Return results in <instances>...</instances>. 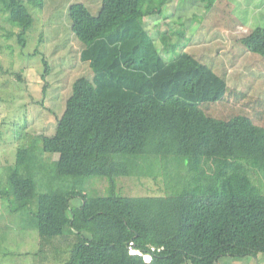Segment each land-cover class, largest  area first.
Here are the masks:
<instances>
[{"label":"trees","instance_id":"obj_1","mask_svg":"<svg viewBox=\"0 0 264 264\" xmlns=\"http://www.w3.org/2000/svg\"><path fill=\"white\" fill-rule=\"evenodd\" d=\"M170 1L103 0L98 15L81 2L67 7L83 44L79 58L94 76L74 81L52 135L22 127L0 187L11 212L36 206L32 226L42 248L67 228L75 232L61 264H220L264 255V97L229 87L191 54L164 57L174 47L172 19L154 32L145 20L163 15ZM199 1L207 8L216 0ZM30 3L42 9L41 0H0L12 28L6 37L22 47L36 21ZM237 41L264 56L263 27ZM151 160L160 174L143 170ZM171 161H187L174 181ZM49 165L57 179L106 177L107 193L89 194L84 184L37 192L36 177ZM134 175L163 177L166 193H118L115 178ZM1 233L0 217V246Z\"/></svg>","mask_w":264,"mask_h":264},{"label":"rangeland","instance_id":"obj_2","mask_svg":"<svg viewBox=\"0 0 264 264\" xmlns=\"http://www.w3.org/2000/svg\"><path fill=\"white\" fill-rule=\"evenodd\" d=\"M102 1L41 0L42 9L30 3L29 8L36 21L28 32L25 47L18 43L17 37H6L7 30L12 28L5 18L0 17L4 27L0 30L3 66L0 69V187L6 186L8 173L5 166L16 160L17 148L21 144L18 141L23 139V135L20 137L22 127L27 125L25 130L28 132L39 134L45 131L52 135L72 94L74 81L80 76L93 78L89 63L79 58L83 44L71 30L67 7L70 3L81 2L93 15H98ZM198 1L171 0L164 7L163 15L147 18L145 26L151 32L161 21L172 19L169 27L173 31L171 44L174 47L165 50L164 57L170 60L181 52L191 54L224 77L229 87L264 97V56L248 51L237 41L247 31L264 28V0H216L207 8L204 2ZM165 24L158 28L167 29ZM16 31H19L18 27ZM179 31H185L184 36ZM162 45V42L158 44L160 48ZM45 60L48 63L47 74ZM18 71H22L21 80L14 75ZM156 161L146 163L143 170L160 174V163ZM186 165L187 161H171L168 166L171 180L178 178V173L181 174L180 170L183 172ZM121 178L124 179L119 182ZM162 178L138 180L134 175L116 177L115 182L120 190L118 193L158 195L166 193ZM36 181L37 192L84 184L89 194H98V191L107 193L105 190L109 185V179L101 176L57 179L50 165L38 173ZM79 202V198L71 201L72 204ZM8 206L7 201L0 199V264H61L69 258L68 250L75 240V232L74 235L67 228L64 235L42 248L40 235L32 226L36 206L17 213L11 212ZM219 263L264 264V255L245 259L226 256Z\"/></svg>","mask_w":264,"mask_h":264},{"label":"crops","instance_id":"obj_3","mask_svg":"<svg viewBox=\"0 0 264 264\" xmlns=\"http://www.w3.org/2000/svg\"><path fill=\"white\" fill-rule=\"evenodd\" d=\"M172 13H173V12H172ZM172 13H171V14H172ZM171 14H169V18H171V16H170ZM154 16H156V15H154ZM151 17H153V16H151ZM148 18H149V17H148ZM146 20H147V18H146ZM146 20H145V24H146ZM145 27H146V26H145ZM240 27L242 28V26H240ZM147 30H148V29H147Z\"/></svg>","mask_w":264,"mask_h":264},{"label":"clouds","instance_id":"obj_4","mask_svg":"<svg viewBox=\"0 0 264 264\" xmlns=\"http://www.w3.org/2000/svg\"><path fill=\"white\" fill-rule=\"evenodd\" d=\"M149 258V257H148Z\"/></svg>","mask_w":264,"mask_h":264}]
</instances>
